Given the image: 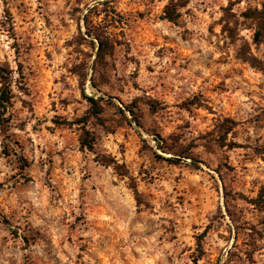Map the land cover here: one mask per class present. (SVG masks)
<instances>
[{
  "label": "rangeland",
  "instance_id": "374dc122",
  "mask_svg": "<svg viewBox=\"0 0 264 264\" xmlns=\"http://www.w3.org/2000/svg\"><path fill=\"white\" fill-rule=\"evenodd\" d=\"M263 3L0 0V264H264Z\"/></svg>",
  "mask_w": 264,
  "mask_h": 264
},
{
  "label": "trees",
  "instance_id": "16d2710c",
  "mask_svg": "<svg viewBox=\"0 0 264 264\" xmlns=\"http://www.w3.org/2000/svg\"><path fill=\"white\" fill-rule=\"evenodd\" d=\"M166 19L168 21L173 22V23H178V20L180 18V14H176L175 11H171L170 7L166 8ZM253 18L257 21L258 23V31L256 33V41H260L261 36L264 35V3L262 5L261 10H257L252 14ZM99 54L101 55H108L110 53V50L106 48L105 42L100 40L99 41ZM243 61L248 62L251 65L254 64V58H248L246 56H241L240 57ZM257 67V66H255ZM0 83H1V89H0V108L3 111V113H7L9 107L11 106L12 103V77L11 73L7 71L6 69L0 67ZM86 100L88 101L90 105V113L94 117H98L100 115V104L97 99L91 98V97H86ZM3 115V114H2ZM86 137L83 138L82 140V145L89 149L92 150L94 147V138L90 137L89 132H86ZM168 161H173V160H168ZM135 193H138L136 188H133ZM253 205L259 210L264 212V190H262L257 198L253 201ZM200 248L202 247L201 241L199 242ZM200 258L196 259L195 264H198Z\"/></svg>",
  "mask_w": 264,
  "mask_h": 264
}]
</instances>
